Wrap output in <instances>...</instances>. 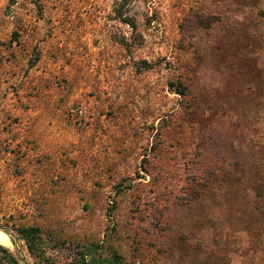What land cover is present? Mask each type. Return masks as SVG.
<instances>
[{
  "label": "rangeland",
  "instance_id": "1",
  "mask_svg": "<svg viewBox=\"0 0 264 264\" xmlns=\"http://www.w3.org/2000/svg\"><path fill=\"white\" fill-rule=\"evenodd\" d=\"M0 232V264H264V0H0Z\"/></svg>",
  "mask_w": 264,
  "mask_h": 264
},
{
  "label": "trees",
  "instance_id": "2",
  "mask_svg": "<svg viewBox=\"0 0 264 264\" xmlns=\"http://www.w3.org/2000/svg\"><path fill=\"white\" fill-rule=\"evenodd\" d=\"M19 235L22 237V240L25 242L26 249L29 254L33 256H41L42 250H41V243L42 238L40 236V229L36 227H29L20 230ZM0 250L4 253H7V250L0 246ZM118 256H113L111 260H107V264H120V261H118ZM90 261V260H89ZM10 264H17L16 260L10 258Z\"/></svg>",
  "mask_w": 264,
  "mask_h": 264
},
{
  "label": "bare ground",
  "instance_id": "3",
  "mask_svg": "<svg viewBox=\"0 0 264 264\" xmlns=\"http://www.w3.org/2000/svg\"><path fill=\"white\" fill-rule=\"evenodd\" d=\"M8 245V237L0 232V246Z\"/></svg>",
  "mask_w": 264,
  "mask_h": 264
}]
</instances>
